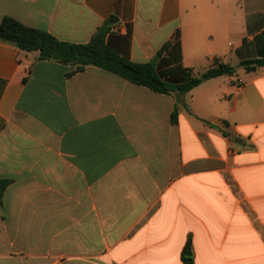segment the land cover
<instances>
[{
    "label": "crops",
    "instance_id": "1",
    "mask_svg": "<svg viewBox=\"0 0 264 264\" xmlns=\"http://www.w3.org/2000/svg\"><path fill=\"white\" fill-rule=\"evenodd\" d=\"M61 41L232 75L161 94L0 40V264H264V0H0ZM202 72V73H203ZM72 73V74H70ZM178 108V121L171 114Z\"/></svg>",
    "mask_w": 264,
    "mask_h": 264
},
{
    "label": "trees",
    "instance_id": "2",
    "mask_svg": "<svg viewBox=\"0 0 264 264\" xmlns=\"http://www.w3.org/2000/svg\"><path fill=\"white\" fill-rule=\"evenodd\" d=\"M114 21L115 17L107 19L88 43H70L57 39L45 30L28 27L6 16L0 23V40L13 44L25 52H38V60L57 61L64 65L76 66L72 73L82 71L87 66H95L161 94H169L173 91L185 94L206 80L232 75L235 72L233 66L219 60H214L209 68L200 74H196L192 68H183L180 64L171 70H161L158 61L172 48H180L179 31L172 41L166 42L161 47L155 60L144 63L134 62L119 55L108 43L107 38L113 31ZM242 65L248 70H253L264 66V60H247L243 61ZM171 121L174 124L178 121L177 107L171 114ZM9 184V180L0 179V200ZM182 261L183 264H195L190 238L184 248Z\"/></svg>",
    "mask_w": 264,
    "mask_h": 264
},
{
    "label": "rangeland",
    "instance_id": "3",
    "mask_svg": "<svg viewBox=\"0 0 264 264\" xmlns=\"http://www.w3.org/2000/svg\"><path fill=\"white\" fill-rule=\"evenodd\" d=\"M200 73H202L203 71H199Z\"/></svg>",
    "mask_w": 264,
    "mask_h": 264
},
{
    "label": "water",
    "instance_id": "4",
    "mask_svg": "<svg viewBox=\"0 0 264 264\" xmlns=\"http://www.w3.org/2000/svg\"><path fill=\"white\" fill-rule=\"evenodd\" d=\"M188 254L190 255V252Z\"/></svg>",
    "mask_w": 264,
    "mask_h": 264
}]
</instances>
